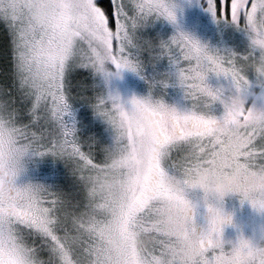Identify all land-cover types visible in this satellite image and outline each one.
<instances>
[{
    "label": "snow or ice",
    "instance_id": "obj_1",
    "mask_svg": "<svg viewBox=\"0 0 264 264\" xmlns=\"http://www.w3.org/2000/svg\"><path fill=\"white\" fill-rule=\"evenodd\" d=\"M175 9L174 0H0L12 46L0 84V264H183L174 254L181 235L194 238L197 264H264L260 243L223 239L230 217L204 198L207 224L198 231L193 190L172 183L198 154L222 173H251V202L264 206V80L252 68L264 57V0H206L214 19L247 34L243 55L210 51L180 30L167 40L140 34L151 20L174 24ZM164 58L174 72L148 79L146 67ZM123 70L149 83V95L132 97L130 108L95 82ZM78 72L88 75L74 82ZM209 73L230 78L229 88H213ZM173 75L192 101L185 112L152 98ZM217 101L220 117L209 112ZM48 156L63 162V181L17 183ZM174 215L186 220L182 234L169 225ZM134 228L155 243L129 249Z\"/></svg>",
    "mask_w": 264,
    "mask_h": 264
},
{
    "label": "rangeland",
    "instance_id": "obj_2",
    "mask_svg": "<svg viewBox=\"0 0 264 264\" xmlns=\"http://www.w3.org/2000/svg\"><path fill=\"white\" fill-rule=\"evenodd\" d=\"M218 2L219 0H217ZM174 3L176 5V22L174 24L164 18L151 20L141 30L140 34L148 39L167 40L177 30H180L197 39L202 45H206L210 51L221 54L228 52H235L239 55L246 54L249 45L247 34L243 29L223 21L218 22L214 19L206 10V0H174ZM1 30L6 37L9 69L11 70V39L7 35L3 25ZM108 67L110 71H116L114 66L109 64ZM168 72H174V67L164 58L157 62L155 66L149 64L145 69V76L148 79L155 77L159 80L163 79L164 74ZM97 77L104 85L105 93L111 92L118 94L127 108L131 107L130 101L132 97L143 98L149 95L148 80L142 78L135 72L123 70L119 75L110 76L107 81H105L103 76ZM207 83L213 88L224 87L227 90L230 86V78L209 73ZM0 84H3L2 80H0ZM227 95L228 92L226 91L225 96ZM152 98L154 100L162 99L165 104L170 107H175L180 112L189 110L192 105V101L186 98L184 89L179 86L174 75L169 78L167 87L157 85L152 90ZM209 112L217 117L222 116L224 112L223 104L219 101L215 102L210 106ZM97 121L101 126V130H103L105 126L101 121ZM49 159H51V162L47 165L46 162ZM55 165L56 167L65 168L62 161L54 159L51 156L37 159L35 163H29L28 171L18 178L17 183L23 184L31 181L53 184V181L57 177L55 171H52ZM68 183H71V178H69ZM188 195L190 199H193L197 203L195 218L197 224L199 214L206 208L203 204L202 193L199 190H195L189 192ZM222 209L225 214H231V216L235 217V222L232 227L227 228L226 225L224 226L223 239L225 241H235L242 235L244 238L252 240L253 243H262L255 233L258 226L264 223V212L258 213L249 202H241L240 198L236 195L226 196L222 204ZM237 210L239 211L237 212ZM225 247L227 249L230 245L226 244Z\"/></svg>",
    "mask_w": 264,
    "mask_h": 264
},
{
    "label": "clouds",
    "instance_id": "obj_3",
    "mask_svg": "<svg viewBox=\"0 0 264 264\" xmlns=\"http://www.w3.org/2000/svg\"><path fill=\"white\" fill-rule=\"evenodd\" d=\"M252 68L255 75L264 80V57L255 61ZM234 100L240 106H243L245 103L244 99L239 95H236ZM181 181L186 182L193 191L199 190L202 193V198L207 199L208 202L222 211L224 198L229 195H236L240 198L241 202H249L258 213L264 212V206H261V203L258 202L254 206L251 202L255 198L256 191V179L251 173L235 170L222 173L218 169L199 163L198 154H193L191 166L180 177H175L172 183L174 186H178ZM225 215L230 217L229 224H231V214ZM168 222L170 227L181 234L183 233L186 224L183 216L174 215L169 218ZM255 235L262 242L260 246L264 250V223L258 226ZM124 243L129 249L144 250L155 243V237L149 232L134 228L129 232ZM195 249V240L191 236L181 235L174 242V254L183 264H197L198 255Z\"/></svg>",
    "mask_w": 264,
    "mask_h": 264
},
{
    "label": "trees",
    "instance_id": "obj_4",
    "mask_svg": "<svg viewBox=\"0 0 264 264\" xmlns=\"http://www.w3.org/2000/svg\"><path fill=\"white\" fill-rule=\"evenodd\" d=\"M97 3H98L99 6L105 7V0H97ZM1 29H2V25L0 24V73H1L0 74V80H2L3 83H4L5 82L4 73L6 71H10V69H9L10 65H9L8 51H7V48H6L7 41H6L5 34L3 33V31ZM87 75L88 74L86 72L75 73L74 76H73V80H74V82L80 81V80L84 79L85 77H87ZM87 82L91 83L92 82L91 78ZM95 82L98 85V90H103L105 92V87L102 84V82L98 79V77L95 78ZM145 83H146V81H145ZM103 87H104V89H103ZM155 92H157V91H155ZM76 108L78 109L79 113H81V112L86 113L87 120L93 121L95 126H96V128L101 130V126L98 124V121H97L99 119L92 117V113H91V109L90 108H87V107H83L82 108L79 105H77ZM50 160L51 159L47 160V162H46L47 165H49V163L51 162ZM52 171H55V173L57 174V177L54 180L55 182L53 181V185H55L56 183H58L60 181H63L62 179L67 175V169L64 168V167H59V166L56 167V165H55V168L52 169Z\"/></svg>",
    "mask_w": 264,
    "mask_h": 264
},
{
    "label": "flooded vegetation",
    "instance_id": "obj_5",
    "mask_svg": "<svg viewBox=\"0 0 264 264\" xmlns=\"http://www.w3.org/2000/svg\"><path fill=\"white\" fill-rule=\"evenodd\" d=\"M239 210H237L238 212ZM197 226H198V231L200 230V228L202 227H206L207 224V209L205 208L200 214H199V218L197 219ZM235 222V217L232 216V223L231 224H227L226 227L230 228L234 225Z\"/></svg>",
    "mask_w": 264,
    "mask_h": 264
}]
</instances>
